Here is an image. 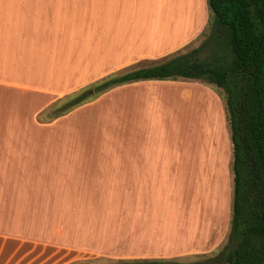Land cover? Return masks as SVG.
Returning <instances> with one entry per match:
<instances>
[{
	"label": "crops",
	"instance_id": "obj_1",
	"mask_svg": "<svg viewBox=\"0 0 264 264\" xmlns=\"http://www.w3.org/2000/svg\"><path fill=\"white\" fill-rule=\"evenodd\" d=\"M208 17L206 0H0V224L12 230L0 233V264H35V248L51 249L47 230L52 208L60 219L82 210L83 204L71 209L69 197L123 189L125 196L148 199L145 210L157 211L163 198L172 196L173 182L180 180L179 165L187 170L188 164L192 177L188 157L193 156L195 169L198 155L193 145L179 153L163 144L154 136L160 127L150 132L143 122L161 118L169 132L172 126L186 130L189 93L219 106L224 156L218 166L222 163L227 177L225 200L216 201V211L207 213L203 228L196 229L207 230L208 238L212 230L219 233L226 227L233 193L232 152L225 109L212 85L189 79L121 85L138 90L127 97L134 107L122 144L35 139L37 132L54 125L37 121L53 101L113 77L117 69L176 53L203 32ZM101 103L99 99L94 106ZM20 118L32 124H18ZM139 130L151 136L142 138ZM154 226L164 229L162 222ZM37 231L42 239L35 237Z\"/></svg>",
	"mask_w": 264,
	"mask_h": 264
},
{
	"label": "rangeland",
	"instance_id": "obj_2",
	"mask_svg": "<svg viewBox=\"0 0 264 264\" xmlns=\"http://www.w3.org/2000/svg\"><path fill=\"white\" fill-rule=\"evenodd\" d=\"M210 31L209 15L203 32L185 48L157 60H141L129 67L117 69L114 77H120L137 68L162 63L200 48L209 37ZM204 55L202 53L199 57L204 58ZM200 81L207 84L203 80ZM95 84H89L81 91L53 101L52 105L37 117V121L49 126L54 125L46 132H37L35 139L82 141L91 146L103 142L122 144L125 136L124 125L128 123L129 113L134 107L131 102L133 99L128 100L127 97L138 90L131 91L121 85L111 87L98 96L84 99L82 103L62 114L64 118H59L60 115L56 117L70 99L73 101L80 94L91 90ZM212 88L218 94L225 109L223 92L215 86ZM189 96L187 109L189 122L185 127L186 130L181 129L180 126H172V132H169L168 124L161 118H147V121L143 122V127L156 133L160 127V134L154 136H158L163 144H168L179 153L183 152L185 146H189L190 150L192 145L194 146L198 155L195 162L199 163L195 164V169H192L193 156L190 154L188 157L193 178L188 173V164L187 170H184V165H179V172L180 167L182 168L178 177L180 180L173 182L172 196L163 198L164 204H161L157 211L145 210L148 199L125 196L123 189L100 190L96 196L85 198L69 197L68 205L71 209L83 204L79 207L82 210L62 214L63 218L60 219V214H55L56 207L52 208L51 228L47 230L52 248H35L32 251L36 257L35 264H114L141 259L174 260L183 264H192L214 262L216 258H220V253L228 245L231 213L226 227L221 228L219 233L212 230L208 238L207 230L203 233L202 229L197 230L196 227L203 228L202 224L207 220V213L216 211V201L219 203L225 200L227 177L222 163L218 166V159L223 154L221 134L224 128L220 120V109L215 101H210L208 97L207 100L205 98L203 100L199 94L189 93ZM99 99L102 103L94 106ZM159 109L160 106L156 111ZM225 115L227 121L226 109ZM163 116L167 118L166 115ZM60 119L62 121H57ZM28 121L20 118L18 124H25ZM159 121L158 126L151 129ZM28 123L32 124L31 121ZM146 136L151 134L142 133V138ZM180 157L183 158L181 155ZM202 206H205L204 209ZM4 209H6L5 218L8 219V216H11L8 214V204ZM155 221L162 222L164 229L160 231L154 228ZM150 227L153 231L148 230ZM0 233H12V230L8 225L0 224ZM35 237L42 239L40 232ZM57 249L61 250L56 251ZM219 264L227 263L221 260Z\"/></svg>",
	"mask_w": 264,
	"mask_h": 264
},
{
	"label": "trees",
	"instance_id": "obj_3",
	"mask_svg": "<svg viewBox=\"0 0 264 264\" xmlns=\"http://www.w3.org/2000/svg\"><path fill=\"white\" fill-rule=\"evenodd\" d=\"M210 35L200 48L110 77L66 103L62 115L107 89L137 81L203 80L224 94L233 193L227 248L213 261L264 264V0H206ZM204 53V58L199 57ZM114 264H183L137 260Z\"/></svg>",
	"mask_w": 264,
	"mask_h": 264
}]
</instances>
